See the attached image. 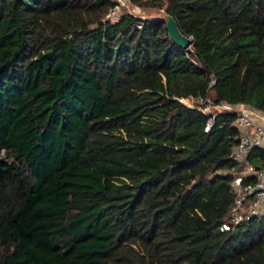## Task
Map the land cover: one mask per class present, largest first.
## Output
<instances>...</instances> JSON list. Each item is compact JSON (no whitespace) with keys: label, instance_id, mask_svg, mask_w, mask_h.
<instances>
[{"label":"trees","instance_id":"16d2710c","mask_svg":"<svg viewBox=\"0 0 264 264\" xmlns=\"http://www.w3.org/2000/svg\"><path fill=\"white\" fill-rule=\"evenodd\" d=\"M129 1L192 50L115 0H0V264H264L234 113L178 99L264 111V0Z\"/></svg>","mask_w":264,"mask_h":264},{"label":"built area","instance_id":"2783aa9c","mask_svg":"<svg viewBox=\"0 0 264 264\" xmlns=\"http://www.w3.org/2000/svg\"><path fill=\"white\" fill-rule=\"evenodd\" d=\"M115 1L117 4L113 8L125 2V0ZM111 10L107 16H110ZM187 48L192 50L191 45ZM213 83L214 80L212 79L210 85ZM178 99L188 106H197L201 111L209 115L204 126L205 130L210 128L213 118L218 112L229 111L234 113L231 124L238 129V135L229 157L236 161L239 166L237 169L231 170L234 174V178L231 181V192L234 196V202L230 208L228 220L229 222H239L263 214L264 111L245 103L234 105L228 102H213L208 96L190 95ZM256 149L262 150V157L257 155Z\"/></svg>","mask_w":264,"mask_h":264},{"label":"water","instance_id":"95a60500","mask_svg":"<svg viewBox=\"0 0 264 264\" xmlns=\"http://www.w3.org/2000/svg\"><path fill=\"white\" fill-rule=\"evenodd\" d=\"M144 20H156L164 22L171 40L181 48H187L192 44L191 36L183 33L175 18L163 7H153V12L139 16ZM258 167V166H257Z\"/></svg>","mask_w":264,"mask_h":264},{"label":"rangeland","instance_id":"374dc122","mask_svg":"<svg viewBox=\"0 0 264 264\" xmlns=\"http://www.w3.org/2000/svg\"><path fill=\"white\" fill-rule=\"evenodd\" d=\"M128 11L134 15L142 16L146 15L148 13L153 12V7H143L139 6L129 0H125L123 4H118L117 7L113 8L111 10V14L109 17L115 18L117 17L121 12Z\"/></svg>","mask_w":264,"mask_h":264}]
</instances>
